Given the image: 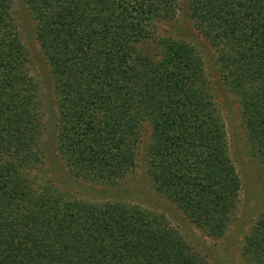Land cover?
I'll return each mask as SVG.
<instances>
[{"label": "trees", "instance_id": "1", "mask_svg": "<svg viewBox=\"0 0 264 264\" xmlns=\"http://www.w3.org/2000/svg\"><path fill=\"white\" fill-rule=\"evenodd\" d=\"M24 2L50 69L57 151L69 173L119 185L138 166L148 124L154 191L205 236L224 237L241 182L207 66L238 105L245 152L264 188V0H186L211 60L167 36L159 38L160 59L139 48L175 18L178 0ZM12 3L0 0V264H211L162 213L85 203L53 185L41 98ZM239 252V264H264V211Z\"/></svg>", "mask_w": 264, "mask_h": 264}, {"label": "rangeland", "instance_id": "2", "mask_svg": "<svg viewBox=\"0 0 264 264\" xmlns=\"http://www.w3.org/2000/svg\"><path fill=\"white\" fill-rule=\"evenodd\" d=\"M178 3L180 10L175 18L162 23L157 29L155 40L139 48L146 55L160 59L159 38L167 36V38L195 44L211 60L210 46L195 30L187 17L186 0H178ZM12 9L20 41L29 59L30 75L38 86L41 98L45 127L41 143L44 150V170L53 185L85 203L120 202L146 211L162 213L170 226L193 249L210 258L211 264H239L241 260L239 251L243 237L256 216L264 211V188L258 167L249 160L245 152L238 105L224 89L213 63L210 61L211 64L207 66L208 74L213 81L217 103L221 109L230 156L241 182L237 215L226 235L218 240L205 236L198 228L190 224L168 200L154 191L145 166V151L151 132L148 124L142 127L138 166L134 174L119 185L106 186L87 182L74 178L69 173L57 151L58 120L53 82L49 66L35 39V22L28 14L24 0H13Z\"/></svg>", "mask_w": 264, "mask_h": 264}]
</instances>
